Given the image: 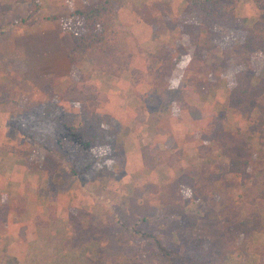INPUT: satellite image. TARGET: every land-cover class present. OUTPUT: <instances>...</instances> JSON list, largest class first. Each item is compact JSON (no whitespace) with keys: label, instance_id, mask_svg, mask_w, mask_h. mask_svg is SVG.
Instances as JSON below:
<instances>
[{"label":"rangeland","instance_id":"374dc122","mask_svg":"<svg viewBox=\"0 0 264 264\" xmlns=\"http://www.w3.org/2000/svg\"><path fill=\"white\" fill-rule=\"evenodd\" d=\"M117 1V17L132 34L125 42L133 54L131 65L118 75L94 69V58L80 59L69 74L62 69L73 43L54 22L61 24L66 16L69 33L71 8L68 13L64 7L49 11L42 3L33 13L31 0H0V97L9 92L12 99H44V84L54 81L62 93L72 74L73 80L81 77L87 88L104 94L101 112L117 130L114 145L95 150L90 172L76 176L65 163L50 178L41 168L42 149L21 133L12 110L0 103V264L82 263L81 257L70 258L72 253L59 248L66 235L73 246L83 245L78 250L83 252L98 238L103 264L125 253L140 259L137 264H170L152 241L145 251L139 249L137 240L144 233L174 250L203 238L216 264H264V94L248 93L246 98L254 96L252 103L238 94L231 102L237 76L246 70L238 59L222 64L234 29L218 24L210 36L203 28L198 48L180 28L170 29L185 0ZM252 18L248 16L249 25ZM173 32L187 50L175 45ZM164 48L170 53L166 61L156 56L161 49L167 56ZM32 60L44 71L35 73ZM262 61L247 80L257 88H264ZM14 147L32 150L31 159L13 154ZM242 159L246 164L240 172L230 168L231 161ZM169 198L178 204L157 209L156 203ZM38 214L48 215L46 226L34 222ZM241 220L258 227L244 245L243 234L232 230ZM53 228L51 241L47 233ZM27 238H36L42 252L25 247Z\"/></svg>","mask_w":264,"mask_h":264},{"label":"trees","instance_id":"16d2710c","mask_svg":"<svg viewBox=\"0 0 264 264\" xmlns=\"http://www.w3.org/2000/svg\"><path fill=\"white\" fill-rule=\"evenodd\" d=\"M237 1L185 0L183 13L175 18L176 29L180 28L181 32L188 34L194 46L199 48L200 31L203 28L207 29L210 36L216 32L218 24L233 28L232 47L225 51L222 64L238 59V64H244L246 70L242 69L237 76L238 84L230 91L231 102L236 100L239 94L240 98L252 103L254 96L250 95V99L246 98L248 93L253 91L258 95L264 94V88L254 87L250 81H247L254 75L258 60L263 62L264 59L261 58V56L264 57V0H252L257 6L258 13L253 17V23L248 26L238 22ZM31 3L33 13L40 10L41 0H31ZM118 4L117 0H95L93 2L86 0L79 8L71 7L68 16L71 22L67 29L73 43V48L67 55L69 73L78 66L80 59L94 58L92 66L94 69H107L108 72L116 75L131 65L133 54L125 39L132 37V34L129 26L121 23L117 17L116 5ZM154 26L155 29V23ZM135 42L137 46H140L139 41V43L136 40ZM175 45L181 50H187L182 47L179 39L176 40ZM163 50L168 53L167 56L162 55V49L156 56L166 61L170 57L169 49L164 48ZM191 51L192 55L198 59L197 50L192 49ZM242 52L245 53L242 54ZM253 58L256 61L254 65ZM37 69L40 71V67ZM149 69L152 71L151 67ZM71 77L72 74L68 81L69 84L62 93L56 91L54 81L44 84L41 87V92L45 94L44 99L28 96L27 100H17L10 98L9 92H4V95L0 97V103H5L8 111H13L9 112L10 117L17 123L21 133L42 149L44 155L41 168L50 178H53L60 166L65 163L76 176L80 177L90 172L97 161L95 150L103 146L114 145L117 134L107 113L101 112L105 100L104 94L97 88H93L94 86L87 88L85 86L87 83L84 85L81 77L78 81ZM240 104H243L242 100ZM262 140L264 142V137ZM11 152L27 160L33 155L32 150L27 151L16 147L11 148ZM244 164H246L244 159L231 161L230 168L235 172H240ZM156 204L159 205L157 209L162 210L168 205L178 204V201L169 198V202L164 203L162 200ZM256 228H258L257 225L249 223V220H241L232 226V230L238 235L243 234L240 245H244L252 239L254 234L258 233ZM114 240L111 244L105 245H112ZM95 241L98 246H101L100 241ZM137 241L139 249L143 251H145L143 248L145 244L152 241L158 253H163L170 264H216L206 248L204 249L206 243L203 238H196L191 243L179 246L176 250L170 248L169 243L164 244L160 237L147 233L142 234L141 239ZM105 260L106 258L102 255H98L94 262L103 264ZM114 261L112 264H137L136 262L140 259H132L128 253H125V255H119Z\"/></svg>","mask_w":264,"mask_h":264},{"label":"crops","instance_id":"0c3cea01","mask_svg":"<svg viewBox=\"0 0 264 264\" xmlns=\"http://www.w3.org/2000/svg\"><path fill=\"white\" fill-rule=\"evenodd\" d=\"M63 0H57V1H48V2H46V0H41V2L43 3V5H44V7H47L48 8V10L49 11H52V10H57V9H59V8H63V10L66 8L67 9V13L70 11V8L72 7V8H79V7H81L83 4H84V2H86V0H71V3L70 4H66L65 2L63 3L62 2ZM67 1H69L70 2V0H67ZM87 1H89V0H87ZM70 6V7H69ZM237 19H238V22H241V24H243V25H245V26H248L249 25V23L247 22V21H250L249 19H248V16H252L253 15V17L258 13V9H257V6L255 5V3L252 1V0H238L237 1ZM49 8H51V9H49ZM53 8H55V9H53ZM63 12V11H62ZM50 18H48V20H49ZM66 20H68V18L66 17V16H64V17H62V19L60 18V20H59V22L61 23V24H58V25H56V21L54 22V26H58L57 28H60L61 30L60 31H62L63 32V34H65V33H67L68 35H70L66 30H65V28H64V24H66L65 23V21ZM236 20V19H235ZM234 20V21H235ZM252 20H253V18H252ZM45 21L46 20H44L43 21V23L41 22L40 24H44L45 25ZM39 25V24H38ZM176 25H177V22H174L173 24H171L170 25V29L171 30H174V29H176ZM40 26V25H39ZM158 27H160V26H158ZM57 28H56V30H57ZM60 31H56V32H59V33H56V37H58L59 39H60V41L62 42V40L63 39H61L60 37H61V35H60ZM64 31H65V33H64ZM27 34L28 33H26L25 34V37H27ZM179 34V33H178ZM177 32H173V34H172V36H174L175 35V37H174V39H173V41L175 42L176 40H177ZM232 35V38H233V36H234V33H232L231 34ZM60 36V37H59ZM62 36H64V35H62ZM44 42H46V41H44ZM141 44V43H140ZM164 45H166V44H168V45H170L168 42H166V43H163ZM142 45V44H141ZM171 45H173V44H171ZM55 48V47H54ZM53 48V49H54ZM55 50H57L56 48L54 49V51ZM28 51H30L29 49H26L25 50V52H28ZM8 58L10 57L9 55L7 56ZM35 58V57H37V56H31V55H29V58ZM26 58V60H27V56L25 57ZM54 60L53 61H55V60H58V59H61V58H55V57H52ZM31 60V59H30ZM63 61H65V62H63ZM255 58H253V65L255 64ZM30 64H31V67H33V69H35L36 70V72L35 73H37V71H38V69H36V68H42V70L44 71V66L43 65H37L36 63H35V66H34V62H33V60L32 61H30ZM61 66H62V69H66V71H68V69L70 68L69 67V61H68V56H66V60L63 58V60H62V64H61ZM55 70V69H54ZM264 72V71H263ZM68 74H69V72H68ZM264 74V73H263ZM2 185H0V187H1ZM45 203H48V204H50L49 203V201H47V200H45ZM52 216V215H51ZM51 216H50V218H51ZM53 217V216H52ZM32 219H34L35 221L34 222H37L38 221V223H41L43 226H46V222L49 220L48 219V215H44V214H41V215H36V218L33 216L32 217ZM13 220L14 219H12L11 217H10V223H11V221H12V223H14L13 222ZM49 227V226H48ZM37 228V227H36ZM58 229V228H57ZM54 230H56L55 228H53V229H50L49 231H48V237H47V239H49V240H51L52 238H49V236L51 235V234H55V231ZM66 237H68L69 239H70V235H66ZM65 237V238H66ZM73 237V236H72ZM68 238H66V239H64V240H62V242H61V245L59 246V248L61 249L62 248V250L63 251H65V253H72V255H71V257L70 258H73V259H75L77 256H79V257H81L82 259H84V261L82 262V263H79V264H95V262H94V260H95V257H97L98 256V254H97V251H98V244L95 242V240L96 239H98V238H96V239H93L92 241H90V243H92V244H90L91 245V249L89 248V250L87 251V252H83V251H78V250H81L82 248H83V245H80V246H73L72 244H70L71 243V241L69 242V239ZM25 241H27V243H29V245H25V247H29L30 249H32L33 250V253L36 251V253H38V252H42L41 250H43V249H39L38 247H36V244H35V242L37 241V239L36 238H32V239H29V238H27V240H25ZM51 241H53V239L51 240ZM51 241H49V242H51ZM98 241V240H97ZM40 247V246H39ZM57 249L58 251H62V250H60V249ZM83 253H86V254H83ZM92 254H93V257H89V255L90 256H92ZM26 260V259H25ZM35 260V259H34ZM27 261V260H26ZM31 264H34V263H32V262H30Z\"/></svg>","mask_w":264,"mask_h":264}]
</instances>
